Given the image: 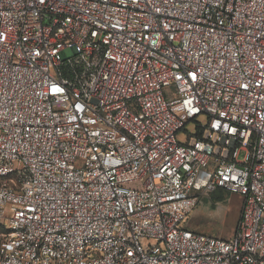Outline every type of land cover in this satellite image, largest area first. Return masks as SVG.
Segmentation results:
<instances>
[{"label":"built area","instance_id":"1","mask_svg":"<svg viewBox=\"0 0 264 264\" xmlns=\"http://www.w3.org/2000/svg\"><path fill=\"white\" fill-rule=\"evenodd\" d=\"M0 179V264H264V0H0Z\"/></svg>","mask_w":264,"mask_h":264},{"label":"rangeland","instance_id":"2","mask_svg":"<svg viewBox=\"0 0 264 264\" xmlns=\"http://www.w3.org/2000/svg\"><path fill=\"white\" fill-rule=\"evenodd\" d=\"M61 56L66 60L73 57V52L71 50H66L61 53ZM206 120V116H201L198 122L205 123ZM196 127L197 124L195 122H190L187 125L186 131L194 133ZM178 138L180 141H185L187 135L185 133H180ZM244 157L245 152H240L239 160H244ZM217 202L219 203L217 204L218 206L214 205V203ZM243 207L244 199L242 196L218 190L205 197H201L197 207L200 208V211L211 213L215 219L213 220L214 222H208V220L206 221V219L196 216L197 213L194 211L190 218V224L197 227L196 229L198 230L210 232L212 236L216 238L229 239L239 226Z\"/></svg>","mask_w":264,"mask_h":264},{"label":"crops","instance_id":"3","mask_svg":"<svg viewBox=\"0 0 264 264\" xmlns=\"http://www.w3.org/2000/svg\"><path fill=\"white\" fill-rule=\"evenodd\" d=\"M217 204H219L218 202L217 203H214V205H216V206H218ZM198 207V206H197ZM196 213H197V215H196V213H195V215L196 216H198V217H202V218H204V219H206V221L208 220V222L209 221H211L212 223L214 222L213 220H215L214 219V217H213V215L211 214V213H207V212H203V211H200V208H196ZM200 213H199V212ZM215 211V210H214Z\"/></svg>","mask_w":264,"mask_h":264},{"label":"trees","instance_id":"4","mask_svg":"<svg viewBox=\"0 0 264 264\" xmlns=\"http://www.w3.org/2000/svg\"><path fill=\"white\" fill-rule=\"evenodd\" d=\"M2 182V179H0V183ZM219 190H221V189H219ZM216 191H218V190H216ZM221 191H225V190H221ZM225 192H227V191H225ZM227 193H230V192H227Z\"/></svg>","mask_w":264,"mask_h":264}]
</instances>
